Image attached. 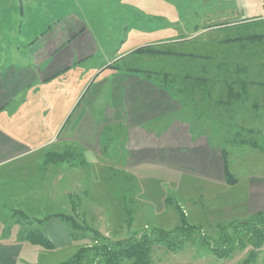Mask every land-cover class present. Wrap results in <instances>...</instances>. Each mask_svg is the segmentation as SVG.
<instances>
[{"label":"rangeland","instance_id":"obj_1","mask_svg":"<svg viewBox=\"0 0 264 264\" xmlns=\"http://www.w3.org/2000/svg\"><path fill=\"white\" fill-rule=\"evenodd\" d=\"M0 7L10 33L9 46L1 49L0 45V63L19 66L27 59L26 47L49 34L61 52L66 46L81 45L79 54L87 59L82 67L96 68L95 71L105 64H114V60L138 47L162 44L160 41L171 38H192L195 26L200 30L240 18L264 19V0H0ZM237 29L227 35L264 31L262 26ZM222 33L212 32L206 39L214 42ZM17 41L22 45L19 51L15 47ZM192 47L197 51L205 48L200 42ZM248 49L254 47L249 45L245 50ZM82 56H75L78 58L73 61ZM103 71L106 72L93 82L61 133V137H73L63 150L76 153L74 158L63 164H32L33 156H29L0 168V175L14 176V172L21 173L20 168L37 179L26 186V198L11 203L0 213V238L9 237L11 243L23 246L16 264H60L81 247L100 242V236L121 239L144 230L170 231L181 225V212L185 222L197 231L187 235L184 245L176 251L162 244L153 246L149 264L242 262L249 246L234 248L229 256L218 257L206 245L193 244V240L207 239L219 247L221 236L226 234L233 239L230 224L249 217L246 193L252 178L264 181V151L240 140H253L264 146V106L247 109L246 103V109L221 118L217 111L202 113L190 107L181 111L187 120L189 138L202 139L209 147L226 152L229 171L237 179L235 184L195 178L174 167L153 163L128 166L126 123H103L108 117L104 114L106 105L124 108L125 76L121 68L102 87L97 108L90 110L87 105L90 95L98 93V81L108 75L107 70ZM98 125L102 128L96 143L95 136L89 139L94 148L82 147L78 136L86 138L89 129ZM160 128L161 124L155 125V129ZM178 130L184 129L180 126ZM249 130L254 133L249 134ZM36 230L49 240L50 247L27 239ZM250 264H264V245Z\"/></svg>","mask_w":264,"mask_h":264},{"label":"crops","instance_id":"obj_2","mask_svg":"<svg viewBox=\"0 0 264 264\" xmlns=\"http://www.w3.org/2000/svg\"><path fill=\"white\" fill-rule=\"evenodd\" d=\"M0 14V45L3 46L1 49H5L10 43V33L6 30L5 16L2 15L4 12L0 10ZM15 47L18 48L17 51L22 49L21 42L17 41ZM59 49L57 41L54 43L48 34L44 40L26 47L27 59L19 63V66L0 63V168L29 156H33L32 164H45L48 162V154L53 152L64 155V159L56 164L68 163L76 153L63 150L73 141L69 134L61 137L66 123L87 95L93 82L106 72L103 70H107L108 75H103L98 81V93L95 92L87 99L90 110L97 108L98 95L107 79L118 73L108 68L107 64L97 71L96 68L84 70L82 63L87 59L79 54L81 45L66 46L62 52ZM75 56L82 58L73 61ZM135 78L125 77L124 81ZM130 89L135 91L137 88ZM148 90L153 93V88L148 87L146 91L149 92ZM149 96L146 93L143 99L132 97L127 100L124 92V108L106 105L104 111L105 116L108 115L104 116V125L106 120L113 125L118 122L126 123L130 153L128 166L131 163H153L174 167L195 178L225 184L220 150L209 147L202 139L197 141L188 137L187 120L184 113H181L184 108L173 98L171 100L169 97L152 96L150 99ZM94 113L96 115L95 111ZM169 117L173 121H169ZM156 124H161L162 128L155 129ZM100 126L91 127L86 138L83 135L78 136L77 142L87 149L94 148L89 139L92 136L94 139L95 136L96 143V137L102 128ZM180 126L184 130L179 132ZM51 148L53 151H48ZM19 170L21 173L14 172V176L4 173L0 175V213L6 211L11 203L26 198L29 181L37 180L36 177L24 173V169ZM234 179L233 184L237 182ZM249 184L251 185L245 201L247 214L263 212L264 181L252 178ZM22 250L20 243H11L9 237L0 238V264H16Z\"/></svg>","mask_w":264,"mask_h":264},{"label":"trees","instance_id":"obj_3","mask_svg":"<svg viewBox=\"0 0 264 264\" xmlns=\"http://www.w3.org/2000/svg\"><path fill=\"white\" fill-rule=\"evenodd\" d=\"M260 26L264 27V19L256 17L209 25L200 30L195 26V36L192 38L181 37L173 42L168 41L171 38L162 44L138 47L115 60L108 68L116 71L121 68L126 79L136 77L135 80L123 81L127 100L132 97L143 99L146 93L150 94V99L152 96L169 97L183 108L190 107L193 111H217L219 118L246 109V103L247 109L256 110L264 106V31L257 32V29L253 33L233 36L227 35V32ZM212 32L224 33L213 42L206 39ZM197 42L205 48L195 50L192 46ZM249 45L254 49L245 50ZM121 62H124L123 67L120 66ZM131 87L137 89L132 91ZM148 87L153 88V93L146 91ZM248 133L252 135L254 131L249 130ZM240 141L264 151V146H258L256 141ZM220 156L224 180L233 184L235 179L229 171L226 152L220 151ZM63 159L64 155L54 152L48 154L51 163ZM176 209L181 212L177 206ZM184 216L181 212V225L170 231L144 230L121 239L100 236V242L81 247L60 264H122L125 261L130 264H149L153 246L162 244L176 251L184 245L187 235L197 231L195 226L185 222ZM230 226L233 228V239L226 234L221 236L219 247L212 246L207 239H194L193 244L206 245L218 257L229 256L234 248L249 246L246 258L239 264H250L264 245V212L249 215L246 220L231 223ZM27 239L33 244L51 246L38 230L30 232Z\"/></svg>","mask_w":264,"mask_h":264}]
</instances>
